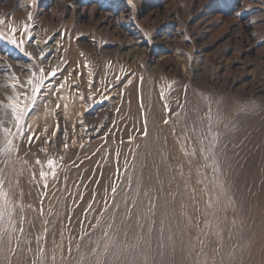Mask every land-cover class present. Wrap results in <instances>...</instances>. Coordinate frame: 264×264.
Here are the masks:
<instances>
[{"label": "rangeland", "instance_id": "374dc122", "mask_svg": "<svg viewBox=\"0 0 264 264\" xmlns=\"http://www.w3.org/2000/svg\"><path fill=\"white\" fill-rule=\"evenodd\" d=\"M0 21V264H264V0H0Z\"/></svg>", "mask_w": 264, "mask_h": 264}, {"label": "snow or ice", "instance_id": "6c2138e0", "mask_svg": "<svg viewBox=\"0 0 264 264\" xmlns=\"http://www.w3.org/2000/svg\"><path fill=\"white\" fill-rule=\"evenodd\" d=\"M2 23H3V21H0V24H2ZM12 43L15 45L17 42L16 41H12ZM55 75H56L55 71L49 73V77H52V76H55ZM29 83H31V81H29ZM34 91H38V89H34ZM208 103H209V109H210L211 102H208ZM57 107H59V105H57ZM13 112L17 113V121H19L22 117H24L26 115V113L24 111H17L15 106L13 107ZM210 119H211V117L209 116V120ZM165 123H167V121H165ZM217 123H219V120H217ZM225 127H227V125ZM208 131L211 134L210 148L208 150L211 152V155L214 156L215 152H216V148L219 146L220 137H221L222 133L219 132V131L213 132L212 128H211V125L208 126ZM146 134L147 133H145V135ZM11 144H12V141H8V146H6V148L4 150L5 154H9V153L12 152ZM65 147H67V145H65ZM210 158H211V156L206 157V159H210ZM5 163H6V161H5ZM37 163H40L39 160H37ZM47 165H48L49 169H52L54 167V161L53 160H48ZM0 171H2V170H0ZM47 175L48 174L43 172V171H41V173H40V176L42 178H47ZM52 175H53V177H55V172H53ZM3 185H4V181L2 179H0V188H3ZM44 186L47 187V184H45ZM112 191L115 192L116 189L113 188ZM3 195L5 197V201L7 202V193H3ZM21 210L23 211V206L22 205H21ZM41 214H43V213H41ZM49 214L51 215L52 213H49ZM5 215H8L10 217L11 216V211L6 213L4 208H3V206H0V221H2L4 219ZM23 219H24V217L22 216L21 220L23 221ZM45 223H47V222H45ZM97 226H99V225H97ZM108 227L111 228V225L109 224ZM19 231L21 233H23V231H24L23 227H21L19 229ZM46 232H47V229H45V233ZM105 235H107V233H105ZM2 239H3V235L0 234V240H2ZM10 239L11 238L9 237V241H10ZM42 239H43V236L38 237L37 238V243H39L40 240H42ZM29 251H31V249H29Z\"/></svg>", "mask_w": 264, "mask_h": 264}, {"label": "bare ground", "instance_id": "6f19581e", "mask_svg": "<svg viewBox=\"0 0 264 264\" xmlns=\"http://www.w3.org/2000/svg\"><path fill=\"white\" fill-rule=\"evenodd\" d=\"M134 104L132 105V109L133 110H137V105L135 104L136 102L135 101H132ZM138 111V110H137ZM139 112V111H138ZM104 186V185H103ZM24 188H25V195L27 196V197H29L30 199H33V196H32V193H31V190L29 189V187L26 185V186H24ZM34 200V199H33ZM34 219H36L35 217H34Z\"/></svg>", "mask_w": 264, "mask_h": 264}]
</instances>
